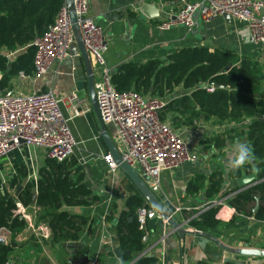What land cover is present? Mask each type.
Here are the masks:
<instances>
[{"label":"crops","instance_id":"1","mask_svg":"<svg viewBox=\"0 0 264 264\" xmlns=\"http://www.w3.org/2000/svg\"><path fill=\"white\" fill-rule=\"evenodd\" d=\"M144 5L156 6L159 17L144 16L141 11ZM176 9L175 0H88L89 16L102 27L108 39L104 57L112 77L131 63L141 66L160 60L166 64L170 55L185 48L207 47L211 52H235L246 48L245 39H251L247 24L232 17L227 21L222 16L210 22L199 21L191 32L182 27L162 31L160 24L175 14ZM17 80L21 82L20 85ZM17 80L14 81V88L24 94L53 92L58 99L63 100L62 110L65 117L70 119L69 126L77 142L71 158L82 167L84 184L91 191V196L85 206H64L62 209L89 217L90 222L76 242H68L67 246H64L65 243L59 245L52 238H43L41 227L46 224L39 220V210L34 205L27 207L29 219L25 228L13 232L3 231L0 235L5 240L4 246H14L9 261L21 264H134L135 261L126 259L131 254H126L123 259L115 254L117 249L126 253L130 251L121 248L114 231L120 215L127 209V199L133 192L128 177L121 170L112 174L104 161L109 150L100 135L99 117L92 106L87 87L79 90L77 86L78 82H87L83 59L79 55L71 56L63 62H55L43 78L29 77L21 80L18 77ZM180 88L182 87L174 92ZM73 93L78 95L80 102L72 103L69 100ZM140 94L160 98L157 94ZM75 105L80 111L77 116H74ZM246 123L249 124L250 121L234 126L227 124L226 129L235 127L238 130ZM107 129L113 138L114 129L111 126H107ZM185 138L193 154L200 156L199 162L187 163L174 171L162 173L161 187L156 192L161 203L180 222H184L186 214L222 202L220 217L223 218V227L211 234L219 236L218 239L232 247L252 241L255 246L250 245L251 249H264V219L255 216L260 209V201L255 203L253 215H239L226 200V195L243 189L239 184L240 178L232 175V170L227 167L229 152L239 142L232 143L227 137V146L222 150H203V144L199 141L195 142L194 138L187 135ZM10 156H13V162L11 159L8 162L26 166L29 170L28 180L36 184L39 170L45 167L48 160L45 152L22 146L7 158ZM216 168L222 169L224 182L215 199H207L204 188L194 196L188 195L187 185L196 176L208 177ZM254 168L252 173L244 175L252 176ZM256 179L257 176L253 182L255 184ZM3 190L1 187L0 191L4 194ZM16 192L14 191V195ZM148 226L150 232H145L146 238L143 241L149 243L145 253L158 257L160 264H198L200 261H210L213 264H264V258L231 254L207 238L187 235L182 241L178 234L170 233L171 228L159 217L149 221ZM185 227L193 230L189 223Z\"/></svg>","mask_w":264,"mask_h":264},{"label":"trees","instance_id":"2","mask_svg":"<svg viewBox=\"0 0 264 264\" xmlns=\"http://www.w3.org/2000/svg\"><path fill=\"white\" fill-rule=\"evenodd\" d=\"M63 6L64 0H0V92L13 88L14 81L21 74L34 76L36 48L33 43L55 23ZM17 50L21 51L14 59L8 58V52ZM234 57L233 53L220 50L211 52L207 47L185 48L170 55L166 64L160 60L141 66L127 64L112 77V82L121 92L135 89L138 93L159 96L182 87L190 93L173 101L171 107H181L186 112L192 110L190 115L194 117L205 114L233 126L250 121L244 124L246 130L228 128L207 143L212 142V147L222 150L227 146L228 137L232 143L251 146L253 158L243 168L231 173L241 178L244 174L252 173L255 166L258 170L257 183L226 195V200L239 215H253L254 205L259 200L261 206L255 216L264 219V90L261 88L264 70L248 60L235 63ZM229 65L230 70H226ZM207 84H215L217 88L209 93L203 88ZM17 169L18 175L10 180L9 190L16 192L22 185L24 189L18 197H14L8 188H4V194L0 191V235L3 231L25 228L26 221L17 217L15 211L18 203L26 208L32 206L36 189L34 207L39 210V220L50 228L52 241L59 245L76 242L89 225L90 218L62 208L88 204L91 191L84 184L82 167L72 158L60 163L48 159L45 167L39 170L36 184L28 180L29 170L26 166H17ZM127 180L133 193L127 199L126 211L120 215L114 227L116 238L121 248L131 252L126 257L128 261H135L134 264H160L158 257L145 253L149 243L143 242L146 235L138 220L139 210L150 206L134 184ZM223 182V171L216 168L208 177L196 176L187 185L186 191L194 196L204 188L205 197L213 200L221 191ZM220 209V206H212L201 214L194 212L196 217L190 221V226L197 230L216 231L221 226ZM13 251L14 246L0 244V264H7ZM198 264L213 263L200 261Z\"/></svg>","mask_w":264,"mask_h":264},{"label":"built area","instance_id":"3","mask_svg":"<svg viewBox=\"0 0 264 264\" xmlns=\"http://www.w3.org/2000/svg\"><path fill=\"white\" fill-rule=\"evenodd\" d=\"M175 1L176 13L160 24L162 31L182 27L191 32L199 21L210 22L229 15L247 24L253 43L264 44V0ZM74 5L93 66L101 118L106 126L114 129L113 140L122 159L140 175L147 177L149 188L156 193L160 190L163 172L174 171L187 163H198L199 158L193 154L185 134L175 128L171 121L162 120L161 113L170 100L146 97L135 90H117L104 57L107 36L89 16L88 0H74ZM74 42L69 8L67 0H64L55 23L33 43L36 48L34 79L47 75L55 62H63L71 57L70 50ZM20 51L8 52V58L14 59ZM19 78L25 80L29 77L21 74ZM203 88L212 93L217 86L207 84ZM69 100L72 103L80 102L76 93ZM62 103L63 100L58 99L53 92L27 95L14 86L0 92V161L22 146L41 150L48 159L59 163L70 159L77 142L69 126L70 119L63 113ZM76 106H73L74 116L80 114ZM104 161L112 174L117 173L119 168L110 156H105ZM222 205V202H218L197 212L201 214L212 206ZM15 214L27 223V208L22 204H17ZM157 218L156 212L149 207H143L138 212L140 227L144 232L149 221ZM41 232L43 238H51L47 225L41 227ZM7 264L21 263L9 261Z\"/></svg>","mask_w":264,"mask_h":264},{"label":"water","instance_id":"4","mask_svg":"<svg viewBox=\"0 0 264 264\" xmlns=\"http://www.w3.org/2000/svg\"><path fill=\"white\" fill-rule=\"evenodd\" d=\"M67 4H68V8H69L70 17H71L73 32L75 35V42L71 46L70 55L71 56H77V55L81 56V58L84 61V66H85L86 76H87V82L86 83L78 82L77 86H78L79 90H84L85 87H87V89H88L90 99L92 102V106H93V108H94L95 112L97 113L99 120H100V125H101L100 135L103 138V140H104V142L107 145L108 150H109V154H107L106 156H110L112 161L119 168V170H121L131 180V182L134 184L135 188L142 194V196L144 197V199L146 200V202L150 206V208H152L156 212L158 217L160 219H162L171 228V231H170L171 234H178L182 241L185 240L187 235H195V236L207 238V239L214 241L221 249H223L226 252H229L231 254H236V255L244 256V257L264 258V249H236V248H232V247H229V246L221 243L220 241L216 240L214 237L207 235L201 231L186 229L185 226L188 225V222L187 221L180 222L173 215V213L167 207H165V205H163L161 203L157 194L149 188V186L147 184L148 178L140 175V173L134 167H132L131 165H129L128 163H126L122 159V156L119 153V151L116 147V144H115L112 136L110 135V133L107 129V126L104 124V122L101 118V115H100V111H99V107H98V103H97L96 91H95V75H94V71H93V66H92V62H91L90 57L88 55V52H87V49L85 47V43H84L81 31L79 28L78 17L75 13L74 0H67ZM141 11H142L143 15L148 17V18L159 17V14H160L159 9L154 5H144L141 8ZM223 17L227 21L231 20V17L229 15H225ZM230 68H231V65H229L226 68V70H230ZM257 173H258V170L254 169V174L252 176L243 175L239 180L240 187L243 189L244 188L246 189V188H249V185L253 186L255 184L253 182L256 178ZM23 189H24V187L20 186L18 188L16 194L14 195V197H18L19 193ZM36 198H37V192H36V189H34L32 205H35ZM170 233H169V235H170ZM0 244L5 245V240L1 237H0ZM64 246H67V244L65 243ZM115 254L117 255V257L119 259H123V257L126 254H131V252L126 253L122 249H117L115 251Z\"/></svg>","mask_w":264,"mask_h":264},{"label":"rangeland","instance_id":"5","mask_svg":"<svg viewBox=\"0 0 264 264\" xmlns=\"http://www.w3.org/2000/svg\"><path fill=\"white\" fill-rule=\"evenodd\" d=\"M245 40H246V48H242L235 52L228 51L234 54L235 56L234 62L240 64L243 61L248 60L253 65L254 64L258 65L260 68L264 70V44H255L251 41V39L250 40L245 39ZM1 75L2 73H0V76ZM17 82H18V85L21 84L20 81L17 80ZM261 88L264 90V81L261 85ZM189 92H190L189 90L180 88L176 92H173L168 95L165 94L162 97L160 96L161 99L166 98L165 100H168V99L170 100V105L167 106L164 109V111L161 113L162 117L164 118V119L162 118V120H165V121L170 120L174 124L175 128L179 129L181 132L187 135V137L194 138L195 142L199 141L200 144H203V150H213L215 147H212V142L210 143H207V142L211 139L216 138L221 133H224V131L226 130V125L228 123H220L218 119L207 117L205 116V114H201L198 117H194L193 115H190V111L192 110H190L189 112H186V110H184L181 107H176V108L171 107V103L173 101H176L182 98L185 94ZM241 129L246 130L243 124H242V127L238 129L237 131ZM12 157L13 156H10L9 158H6L0 161V188L1 187L3 189L9 188L10 180L15 175H18L17 166H24V165L12 164L13 162V159H11ZM10 159L12 162H8L10 161ZM254 169H257V168H254ZM11 192L14 194L13 190H11ZM194 212H197V211H194ZM194 212H192L191 214L185 215L184 220L185 221L189 220L188 221L189 225H190V221L194 219V215H195ZM222 220L223 218H220L221 226L216 231H220V229L223 227ZM148 224H147V228L145 232L150 230V226H148ZM193 230H197V229L193 228ZM197 231H201L210 236H211V232H213L212 230H209V229H204V230L201 229ZM216 238H217L216 240L223 243L220 239H218L219 236ZM239 244H243V245H238L239 247H232L227 244L225 245L232 247V248H236V249H251L250 245L255 246L252 241H246L245 243H239Z\"/></svg>","mask_w":264,"mask_h":264},{"label":"clouds","instance_id":"6","mask_svg":"<svg viewBox=\"0 0 264 264\" xmlns=\"http://www.w3.org/2000/svg\"><path fill=\"white\" fill-rule=\"evenodd\" d=\"M253 149L246 143H238L229 152L227 167L231 170L243 168L253 158Z\"/></svg>","mask_w":264,"mask_h":264}]
</instances>
